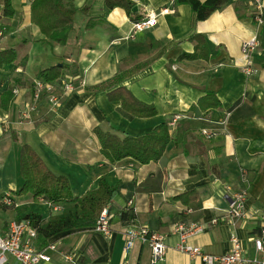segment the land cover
Instances as JSON below:
<instances>
[{
	"label": "crops",
	"instance_id": "0c3cea01",
	"mask_svg": "<svg viewBox=\"0 0 264 264\" xmlns=\"http://www.w3.org/2000/svg\"><path fill=\"white\" fill-rule=\"evenodd\" d=\"M130 1L135 5L131 17L119 7L103 15V0H73V27L63 45L45 39L31 24V2L11 0V17L2 15L0 2V51H16V60L0 69V200L7 196L16 205L0 203V233L30 212L53 221L76 209L72 203L15 194L22 184L18 153L27 144L52 172L67 178L74 197L96 189L101 177L111 187L119 183L107 204L110 235L69 231L57 240L58 252L50 253L48 264H65L60 253L66 252L75 254L76 264H149L147 243L136 241L123 251V232L140 227L163 237L164 256L155 264H204L177 249V223L204 226L187 242L205 254L225 253L235 235L243 255L252 258V240L264 228V23L254 21L251 0H232L197 22L190 7L175 0ZM262 5L264 15V0ZM163 9L168 12L159 14ZM150 13L157 15L155 26L131 36L134 18ZM255 33V72L246 76L240 70L241 45ZM194 35L205 42L197 50L190 40ZM195 51V58L180 57ZM55 65L63 67L59 80L73 83L74 91L62 97L55 112L42 98L31 119L21 121L32 83L40 80L41 70ZM98 85L112 87L95 90ZM119 86L153 106L155 115L131 117L119 102H111L107 93ZM206 93L215 95L217 108H199ZM174 116L180 119L169 127L171 140L158 162L140 165L127 158L110 163L100 154L96 127L120 138L141 137ZM243 187L248 217L229 223L226 195ZM128 200L134 221L120 218ZM6 264L16 263L8 258Z\"/></svg>",
	"mask_w": 264,
	"mask_h": 264
},
{
	"label": "trees",
	"instance_id": "16d2710c",
	"mask_svg": "<svg viewBox=\"0 0 264 264\" xmlns=\"http://www.w3.org/2000/svg\"><path fill=\"white\" fill-rule=\"evenodd\" d=\"M230 1L232 0H175L176 3L187 4L190 7L196 22L206 19L212 12L219 10ZM0 2L3 6L2 15L4 17L13 16L11 0H0ZM134 6L130 0H103V15L113 8L119 7L131 17L134 14ZM74 16L73 0H32L30 4L31 24L38 28L45 39L58 45L65 44L68 32L73 27ZM134 20L140 19L134 18ZM190 40L195 41L196 50L199 49L200 44L205 43L199 35L190 37ZM180 57L195 58L196 51L193 54H183ZM15 60L16 51L14 49L0 51V69ZM62 69L63 67L56 65L43 69L40 71V79L46 82L59 80ZM125 76L123 74L119 78L122 80ZM106 86L98 85L95 90L112 87V85ZM107 97L111 102H119L121 109L131 117L147 118L156 113L153 106L138 101L124 86L109 91ZM218 105L219 102L212 93H206L198 100V106L203 111L217 108ZM94 134L100 145V154L110 163L127 158L140 165L158 162L171 140L169 122L156 126L150 133L141 137L123 136L120 138L115 133L103 131L98 127L94 129ZM18 173L22 184L15 193L17 196L30 194L34 201L43 199L52 204L72 203L76 208L53 221H44L41 215L32 212L27 213L23 218H18L17 221L25 220L35 227L38 233V243L42 245L40 248L45 247L51 239L57 242L64 238L69 231L92 229L101 209L113 199L117 192V185H119L118 183L111 187L105 178L101 177L96 189L88 190L81 196L74 197L67 178L52 172L27 144L21 145L19 149ZM182 197V195L177 196L176 199ZM120 218L122 221H134L133 208L124 207Z\"/></svg>",
	"mask_w": 264,
	"mask_h": 264
},
{
	"label": "built area",
	"instance_id": "2783aa9c",
	"mask_svg": "<svg viewBox=\"0 0 264 264\" xmlns=\"http://www.w3.org/2000/svg\"><path fill=\"white\" fill-rule=\"evenodd\" d=\"M32 0H28L31 2ZM251 6L254 11V21L258 25H263V5L262 0H251ZM168 12L163 9L159 14ZM157 15L154 13L147 14L145 18L132 23L131 36L137 32L150 29L156 24ZM2 32H0V37ZM259 46L258 35L255 33L244 40L241 45V72L246 76L254 74L255 69L252 65L253 55L257 52ZM74 85L68 80L62 79L46 82L43 80H35L31 85V101L26 103L19 113L21 121L31 119V112L34 110L36 103L45 98L49 110L55 112L61 105L62 97L73 92ZM17 93V91H14ZM180 119V116H174L169 121V127H173ZM2 122V121H0ZM204 134H207L204 132ZM246 172L241 171V181L244 186L247 184ZM230 190L229 188H227ZM246 189L243 187L237 191H233L230 195H226L228 202L226 221L232 223L238 219L247 218L245 213ZM3 206H16L13 201L5 196L0 200ZM127 208H132V200L126 203ZM112 214L108 206L101 209L92 231L109 236L111 233L110 220ZM218 223L217 219L211 221V224ZM204 230L203 225L177 223L174 226V232L179 235L180 243L177 249L188 255L189 257H200L204 264H264V228L260 230V234L252 240L255 256L247 258L243 255V248L240 240L232 235L230 237V248L223 254L210 255L205 254L200 248L194 247L187 242L188 237L198 234ZM124 253H128L136 241L147 243L151 249V259L149 264H155L162 260L165 251L163 237L160 234L147 230L146 227L132 228L123 232ZM38 233L35 227L30 225L28 221H13L9 224L5 233H0V264H6L8 258H12L16 264H48L51 261L50 253L58 252L57 243L49 242L45 247H37ZM61 259L65 264H76V256L72 252L60 253Z\"/></svg>",
	"mask_w": 264,
	"mask_h": 264
},
{
	"label": "rangeland",
	"instance_id": "374dc122",
	"mask_svg": "<svg viewBox=\"0 0 264 264\" xmlns=\"http://www.w3.org/2000/svg\"><path fill=\"white\" fill-rule=\"evenodd\" d=\"M29 196V195H28ZM6 208H11L12 206H5Z\"/></svg>",
	"mask_w": 264,
	"mask_h": 264
}]
</instances>
